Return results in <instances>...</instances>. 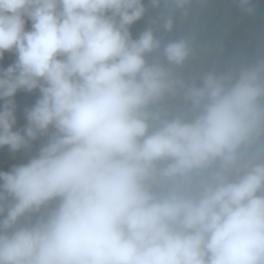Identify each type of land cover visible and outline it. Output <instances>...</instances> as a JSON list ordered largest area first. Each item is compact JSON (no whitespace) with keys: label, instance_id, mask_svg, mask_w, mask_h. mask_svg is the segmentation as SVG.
<instances>
[{"label":"clouds","instance_id":"clouds-1","mask_svg":"<svg viewBox=\"0 0 264 264\" xmlns=\"http://www.w3.org/2000/svg\"><path fill=\"white\" fill-rule=\"evenodd\" d=\"M209 2L0 0V264H264V52L208 59Z\"/></svg>","mask_w":264,"mask_h":264},{"label":"trees","instance_id":"trees-1","mask_svg":"<svg viewBox=\"0 0 264 264\" xmlns=\"http://www.w3.org/2000/svg\"><path fill=\"white\" fill-rule=\"evenodd\" d=\"M196 7L198 41L205 49V56L208 59L225 64L237 58L251 59L264 52V0H260L258 4L260 12L255 17L241 18L232 0H210L209 3ZM144 26V21L138 22L134 34ZM15 59L14 53H5L4 60L0 61V67H7ZM38 95V91L17 94L18 115L21 117L18 119V127L26 123L24 109L34 104ZM8 151L6 147L0 148V171H7L13 166L7 155ZM28 155L20 153L21 158L25 160Z\"/></svg>","mask_w":264,"mask_h":264},{"label":"rangeland","instance_id":"rangeland-1","mask_svg":"<svg viewBox=\"0 0 264 264\" xmlns=\"http://www.w3.org/2000/svg\"><path fill=\"white\" fill-rule=\"evenodd\" d=\"M26 26H27V27H31V23H30V21L27 22ZM9 158H10L11 163H12L13 165H14V164L23 163V162L26 161L25 159H23V158L20 157V153H17V154H15V155L10 154V155H9Z\"/></svg>","mask_w":264,"mask_h":264}]
</instances>
